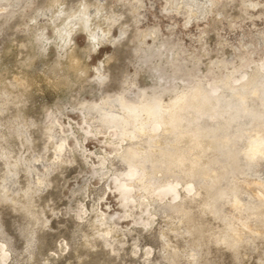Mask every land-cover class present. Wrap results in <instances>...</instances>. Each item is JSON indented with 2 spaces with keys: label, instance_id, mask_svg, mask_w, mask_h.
<instances>
[{
  "label": "clouds",
  "instance_id": "9594fccd",
  "mask_svg": "<svg viewBox=\"0 0 264 264\" xmlns=\"http://www.w3.org/2000/svg\"><path fill=\"white\" fill-rule=\"evenodd\" d=\"M197 35H217L215 58L188 53ZM0 41V264H55L57 243L115 247L117 221L140 211L148 232L155 202L219 218L244 184L264 201V0H0ZM204 107L250 122L254 148L224 143L214 174L153 135ZM183 235L174 257L202 264L203 238Z\"/></svg>",
  "mask_w": 264,
  "mask_h": 264
},
{
  "label": "rangeland",
  "instance_id": "374dc122",
  "mask_svg": "<svg viewBox=\"0 0 264 264\" xmlns=\"http://www.w3.org/2000/svg\"><path fill=\"white\" fill-rule=\"evenodd\" d=\"M189 41L190 55L203 54L212 58L216 55L214 49L222 43L217 35L192 36ZM12 55L14 57L15 52ZM235 123L220 107H204L196 113L174 114L171 126H157L153 135L160 137L158 147L171 144L176 148L185 169L199 170L203 167L209 174H214L225 163L222 153L218 151L221 145L232 141L236 147H250L243 135L248 131V125L234 131ZM246 185L257 189L255 185ZM246 185H241L244 191L239 197V210H235V204L224 206L217 213L219 218L203 215L199 203L186 202L183 211L178 214L175 206H169L167 201L155 202L149 210L156 217L150 231L146 232L144 227L139 226L136 218L140 216V211H137L132 213L131 219L117 221L121 229L127 228L128 231L120 233L119 243L115 247L104 248L98 243L95 245L96 251H93L78 242L75 247L69 244L64 254L58 255L60 244L57 243L53 260L55 264H180L172 250H182L189 242V237L184 236L183 232L196 229L206 245L203 251L207 255L202 264H264V206H261L264 201L248 197ZM170 191L181 199L189 195V189L184 185L170 188ZM213 194L212 188L202 193L209 197ZM115 195L119 197V193ZM108 201L115 205L116 199L112 193L108 194ZM101 209L104 210L103 205ZM117 211L121 214L124 212L123 209ZM147 219V216L143 217L144 221ZM237 221L245 222L246 230L240 228ZM230 229H236L240 235L234 236L227 244L219 243V239L232 235ZM162 236L164 239H161ZM149 247L150 254L147 251Z\"/></svg>",
  "mask_w": 264,
  "mask_h": 264
},
{
  "label": "bare ground",
  "instance_id": "6f19581e",
  "mask_svg": "<svg viewBox=\"0 0 264 264\" xmlns=\"http://www.w3.org/2000/svg\"><path fill=\"white\" fill-rule=\"evenodd\" d=\"M249 122H236L235 123V126H234V131H238L239 127H242V126H246L248 125ZM250 150L254 151V148H252V146L250 145L249 147ZM246 185V184H245ZM246 187L248 188V191L246 192L248 197L250 198H253V199H259L258 196H257V189L254 187V186H248L246 185ZM241 203V202H240ZM239 204H235V210H239ZM247 225V224H246ZM247 227V226H246Z\"/></svg>",
  "mask_w": 264,
  "mask_h": 264
}]
</instances>
